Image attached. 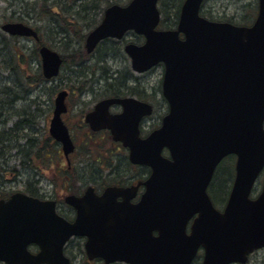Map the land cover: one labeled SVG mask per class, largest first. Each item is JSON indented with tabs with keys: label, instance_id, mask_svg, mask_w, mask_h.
Returning <instances> with one entry per match:
<instances>
[{
	"label": "water",
	"instance_id": "1",
	"mask_svg": "<svg viewBox=\"0 0 264 264\" xmlns=\"http://www.w3.org/2000/svg\"><path fill=\"white\" fill-rule=\"evenodd\" d=\"M157 2L109 6L84 42L91 53L102 40H120L131 31L144 39L124 46L131 69L142 73L163 64L168 112L145 138L139 122L152 108L134 98L102 100L85 117L91 130H109L132 164L150 168L141 199L132 205L129 190L115 187L99 198L90 191L69 196L76 217L68 222L54 202L13 193L0 200V262L70 264L63 247L72 236L85 237L86 256L106 264H192L199 251L200 264H245L264 249V180L258 196L250 197L264 169V0H257L248 27L207 20L199 14L203 0H184L173 30L157 29ZM0 30L38 40L22 23L6 22ZM38 52L44 78L56 77L60 55L46 46ZM65 97L61 91L54 99L48 133L67 158L74 146L61 119ZM113 104L122 107L120 114L108 112ZM230 155L236 159L234 179L219 211L207 188ZM117 196L123 201L116 202ZM30 245L38 253H30Z\"/></svg>",
	"mask_w": 264,
	"mask_h": 264
},
{
	"label": "trees",
	"instance_id": "2",
	"mask_svg": "<svg viewBox=\"0 0 264 264\" xmlns=\"http://www.w3.org/2000/svg\"><path fill=\"white\" fill-rule=\"evenodd\" d=\"M12 1L18 4L22 12L15 19L4 17V22H22L27 25L34 23L31 26L37 32L39 40L34 42L27 38L9 36L0 30V200L8 198L12 194L10 191H5L3 185L5 181L21 174V171H18L16 167L21 168L24 172L25 170L37 172L40 171L39 163L44 164L47 160L49 163L52 162L50 156L56 159L54 154L57 152L58 144L50 138L46 130L38 127L37 119V113L41 111L39 107L41 103L38 104V101L47 84L58 78L61 80L58 85L48 87L50 109L52 97L64 88L69 91H85L93 89L92 86L88 87L89 83H93L95 86L105 83L101 90L113 93L133 91V88L126 87V84L131 81L128 68L125 71H110L113 69L112 65L103 59H94L95 57H93L94 62L90 64V55L83 48L87 33L99 23L104 9L113 4L122 5L128 0ZM183 1H158L161 15L159 26L161 28L173 29L176 27ZM200 15L205 17L203 6L200 9ZM49 35L52 41L57 39L55 43H58L59 46H68V44L70 46V49L68 46L62 51L63 62L60 74L52 80H46L43 77L38 54V47L41 45L54 47L52 41L48 42L44 39ZM132 37L130 42H142V37L134 34ZM98 47L95 56L103 58L113 50H115L116 56L117 51H121L122 48L120 41L109 39L102 41ZM70 69L74 70L71 73H75V80L70 77L66 79V74L63 73V70L69 71ZM95 75L98 77L95 78ZM43 87L44 89H42ZM33 107L34 111H32ZM229 158L232 157L225 158L219 164L222 174L214 184V176L220 169L215 171L208 188V194L211 196L216 184L217 186L219 183L224 185L226 197L224 196L223 201L225 202L229 192L225 186L228 180L233 179L234 175L233 166H231L232 168L227 167L231 162L233 165L231 159L229 160L231 162L228 161L229 164L222 166V163ZM14 159H18L17 166L12 165ZM96 165L100 164L96 163ZM107 167H111V165ZM23 192L32 197H38L34 189H23Z\"/></svg>",
	"mask_w": 264,
	"mask_h": 264
},
{
	"label": "rangeland",
	"instance_id": "3",
	"mask_svg": "<svg viewBox=\"0 0 264 264\" xmlns=\"http://www.w3.org/2000/svg\"><path fill=\"white\" fill-rule=\"evenodd\" d=\"M127 1H125L123 4H125ZM257 9V0H205L203 4V15L214 21H220V22H231L233 24H238V25H248L252 22V20L255 17L256 11L254 12V9ZM22 12L20 7L15 1L12 0H0V25L4 23V17L8 18H13L15 19L16 17H19V13ZM32 26L34 23H30ZM44 39L46 41H52L51 36H45ZM133 39L132 34H128L125 36L123 40H131ZM122 40V41H123ZM57 41V39H56ZM56 41H52L53 48H55L56 51H58L60 54H62V51L66 49V46H59L58 43H55ZM120 41V42H122ZM141 43V42H140ZM109 65L113 66V69L115 70H120V71H125L126 68L129 69V62H127L126 56L123 52H118L116 55V59H108L106 60ZM94 60H90V64H92ZM114 70V71H115ZM74 70H63L64 74H67L70 79L74 78L75 80V73ZM163 73V68L158 67L154 68L150 72L144 73L142 75H136L133 74V92L136 94H139L141 91L140 89L144 88L148 92L152 91H158L160 89V79L162 77ZM66 76V79L68 78ZM98 75H95V78H97ZM60 78L56 79L55 81H52L51 83L47 84L44 90V93L41 95L38 104L40 107V112L37 113V119H38V127L40 129L46 130L48 132V126H49V120L51 118L52 110H53V104L51 105L50 109V91L48 90V87H52L53 85H58L60 82ZM65 81V80H64ZM135 85V86H134ZM92 86L93 89H98L97 86L93 85V83H89L88 87ZM101 86H99L100 88ZM44 89V87L42 88ZM66 89V88H64ZM68 91V89H66ZM139 90V92H138ZM85 97L83 98L85 101H88L91 99L93 96L90 94L85 93ZM74 99H77L75 95H72ZM54 99V96L52 97V101ZM72 99V104L71 106L73 107V111H70L69 117H68V123L71 126V132L73 137L75 138V146L76 150L74 154L70 158V164H67L62 153L60 150V147L58 146L56 154V159H53L52 156L49 158H52V162L45 161L44 164L39 163L40 166V171H30V170H25V172L19 168L16 167L18 171H21V174L19 176H15V178H10L8 181H5L4 183V189L5 191H10L11 193L14 192H23V189H34L40 188L41 192L43 191H50L52 186L56 189L61 188V185L65 184L67 180H69V184L72 187V189L79 188L83 183L87 184L91 178L94 179L92 176L94 173L97 174V178H103L106 179L105 175L107 173L102 172L98 174V167L96 168V161L93 162L94 160H103L105 163L107 162V159L115 158L113 157L114 155V150L112 145H110V142L101 135H98L99 142L95 138L90 139V144L86 143V130L79 127L78 124L81 122V115H82V105L81 107L76 105L75 106V101ZM25 102V101H24ZM23 102V103H24ZM49 103V104H48ZM53 103V102H52ZM85 106L90 107V103L86 102ZM25 104V103H24ZM92 104V103H91ZM26 105V104H25ZM70 106V107H71ZM34 107L32 108V111ZM158 114V115H157ZM162 114L160 112L154 113L152 115V119L155 120L157 125V117L161 116ZM149 122H152L150 119ZM145 130L149 129V125H145L144 127ZM101 139V140H100ZM103 140V141H102ZM118 154V153H117ZM120 154V153H119ZM111 158V159H112ZM94 159V160H93ZM112 159V163L114 164L115 161ZM233 161V165L231 161ZM231 162V164L228 163ZM48 162V163H47ZM80 163V165H78ZM108 163V162H107ZM117 163V162H116ZM18 164V159L12 160V165ZM112 164V165H113ZM226 164H229L227 167L232 168L231 166L234 167V160L232 158H229L227 161L222 163V166L224 167ZM92 165V166H90ZM219 167V166H218ZM216 169H220V167ZM93 168V169H90ZM118 170L121 171L122 168ZM231 170V169H230ZM221 171L222 168L216 173L214 176L213 182L214 184L217 182L219 179V176H221ZM93 172V173H92ZM35 175V176H31ZM32 177V178H30ZM80 180L83 182L81 183ZM263 180V175L260 176V178L257 181L256 187L257 189H260L261 183ZM232 183V180H228L226 183V188L230 189V185ZM53 188V189H55ZM216 188V189H215ZM214 191L211 193V200L214 204V206L218 209H222L225 201H223L224 196L226 195V189L224 188V185L221 183L215 185ZM35 190V189H34ZM209 193V192H208ZM210 195V194H209ZM226 197V196H225ZM223 201V203H221ZM221 203V204H220ZM78 248V252H79ZM81 254V250L79 252ZM199 255H201V252H199ZM78 263L79 264H84L82 261V257L78 256ZM77 263V264H78ZM246 264H264V249L258 250L254 252L252 255H250L249 260Z\"/></svg>",
	"mask_w": 264,
	"mask_h": 264
},
{
	"label": "flooded vegetation",
	"instance_id": "4",
	"mask_svg": "<svg viewBox=\"0 0 264 264\" xmlns=\"http://www.w3.org/2000/svg\"><path fill=\"white\" fill-rule=\"evenodd\" d=\"M105 40H108V39H105ZM109 40H113V39H109ZM113 41H115V40H113ZM129 42L130 41H128V40H123L122 42H120V45L122 46V48H121V51H119V50L118 51L124 53V46ZM98 45L95 47V49L93 50L92 53L88 54V55H90L89 60L93 59V57H95L94 59H97V58L103 59V61H105V62H107L106 60H108V59H111V60L116 59L115 52H114L115 50H113L109 55L106 54V56H104V58L102 56L98 57V55L96 57L95 55L97 53ZM126 59H127V62L130 63V60L127 58V56H126ZM158 67L162 68V65L159 64L154 68H158ZM154 68H152L151 70H153ZM105 69H107V68H105ZM113 70H115V69H111L110 71H113ZM151 70H149L148 72H150ZM128 71L130 74L131 81H130V83L126 84V87L132 88L133 87V85H132L133 76L132 75L134 73L132 72L130 64H129ZM136 75H142V73L136 74ZM65 76H67V74ZM100 84H101L100 85L101 87L105 86V83L104 84L100 83ZM101 87L99 88V85H98L97 86L98 89H96V90L92 89V90H85V91H73V90L67 91L66 90L67 96L65 98V104H66L67 110L64 114H62L61 117H62L64 124L68 128L71 139L74 143V151L72 154L69 155V161H67L64 158L66 163L70 164V158L74 154V152L76 150V146H75V138L72 135L71 126L68 123L67 119L69 117L70 111L71 112L73 111V107L71 106V104H72L71 101H72V99H74L72 97V95H75L77 97V99H74L75 106L76 105L78 106V104H79L80 107H81V105L83 107V108H81L82 109V111H81L82 112L81 122H79L78 126L86 130V133H85L86 143L90 144L89 140L94 139L96 136H97V138H95V139L97 140V142H99L98 135H101L103 137V140L105 137L110 142V145H112L113 149H115L114 150L115 152L113 154L114 155L113 157L115 158V160L111 157L115 161L114 164L112 163L111 158L107 159L108 163L107 162L105 163L103 160H101V161L98 159L94 160L98 164H100V165H96V168L98 167V174L102 173V172L107 173L105 175L106 179H103L100 177L97 178V174H96L97 172H96L92 175L94 177V179L91 178L90 180H88L89 182L87 184H84L80 180V182L83 184L79 188H76V189H72V187L69 184V180H67L65 182V184L61 185V188L56 189L53 185L52 188L50 189V191H43V193L41 192L40 188H36V187L34 188L36 190L37 195H38L37 198L54 202L55 210H56L57 214L68 222H73L75 217H76L75 209L66 202V199L69 196H73L76 198H82L86 194L87 191H90L92 195L99 198L104 194L106 189L111 188V187H115V188H122V189L129 190L128 193H126V197L130 199L129 200L130 204H132V205L137 204L145 192V187L141 183L145 182L151 173L150 168L147 166L132 164L128 159V149L125 148L121 142L114 141L108 130L92 131L90 129V126L85 122L86 114L89 113L92 109H94V107L99 102H101L102 100L134 98V99L138 100L139 102L146 103V104L150 105L152 108L151 114L148 116L142 117L140 122H139L140 137L145 138L148 134H150L153 130L157 129L160 126L162 118L165 116V114L168 111V104H167L166 100L164 99V97L162 95V91H161V79H160V89L158 91L154 90L152 92H148L147 90L142 88V89H140L141 90L140 92L138 90L139 94H136L131 90L113 93V92H110L108 90H101ZM85 93L90 94V95L93 94V96L91 97L90 100L85 101L83 99L85 97L84 96ZM86 102L90 103V107L85 106V104H87ZM108 112L112 115L120 114L122 112V107L118 104H113L109 107ZM157 112H160L162 115L160 117L159 116L157 117V119H156L157 125L152 126V125H155L154 123H156L155 120L152 119L153 118L152 115L154 113H157ZM150 119L152 120V122H149ZM145 125H149L148 130L144 129ZM78 165H80V163ZM108 165L109 166L111 165V167H107ZM118 167H119V169L122 168V170L119 171ZM53 188H55V189H53ZM228 195H229V192H228ZM228 195H227V198H228ZM227 198H226V201H227ZM114 199L116 202H122L123 201L122 196H117ZM85 242H86L85 237L72 236L65 243V245L63 247V254L69 260L70 264H77L78 263V258H77L78 256L82 257V261L84 262V264H106L102 259H99V258L89 259L86 256L85 249H84ZM78 248L81 250V254L79 253L80 250L78 252ZM28 250L32 254H36L39 251L38 247L35 245L29 246ZM109 264H126V263L113 262V263H109Z\"/></svg>",
	"mask_w": 264,
	"mask_h": 264
},
{
	"label": "bare ground",
	"instance_id": "5",
	"mask_svg": "<svg viewBox=\"0 0 264 264\" xmlns=\"http://www.w3.org/2000/svg\"><path fill=\"white\" fill-rule=\"evenodd\" d=\"M68 46H69V44H68ZM68 46L66 45V47H68ZM68 48L70 49V46H69ZM69 49H68V50H69Z\"/></svg>",
	"mask_w": 264,
	"mask_h": 264
}]
</instances>
